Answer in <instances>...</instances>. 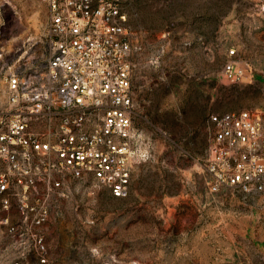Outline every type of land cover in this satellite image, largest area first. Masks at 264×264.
Wrapping results in <instances>:
<instances>
[{
  "label": "rangeland",
  "instance_id": "obj_1",
  "mask_svg": "<svg viewBox=\"0 0 264 264\" xmlns=\"http://www.w3.org/2000/svg\"><path fill=\"white\" fill-rule=\"evenodd\" d=\"M262 1L126 0L135 124L149 158L123 198L77 181L54 194L45 264H264V196L213 193L206 170L210 116L264 112ZM48 20L47 0H0L9 64L44 62ZM232 60L251 78L228 79ZM20 242L0 226V264L26 253Z\"/></svg>",
  "mask_w": 264,
  "mask_h": 264
},
{
  "label": "built area",
  "instance_id": "obj_2",
  "mask_svg": "<svg viewBox=\"0 0 264 264\" xmlns=\"http://www.w3.org/2000/svg\"><path fill=\"white\" fill-rule=\"evenodd\" d=\"M47 4L44 62L11 65L0 46V226L20 238L26 252L13 264L29 254L47 262L43 227L55 193L65 194L77 181L123 198L135 167L150 153L135 124L126 0ZM248 69L232 60L223 73L232 81L250 79ZM209 122L210 191L264 196V112L216 113Z\"/></svg>",
  "mask_w": 264,
  "mask_h": 264
}]
</instances>
